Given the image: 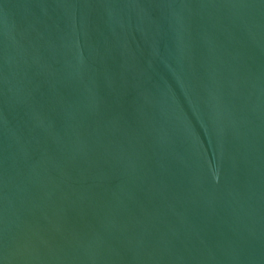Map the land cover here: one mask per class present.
<instances>
[{"label": "water", "instance_id": "obj_1", "mask_svg": "<svg viewBox=\"0 0 264 264\" xmlns=\"http://www.w3.org/2000/svg\"><path fill=\"white\" fill-rule=\"evenodd\" d=\"M0 264H264V0H0Z\"/></svg>", "mask_w": 264, "mask_h": 264}]
</instances>
